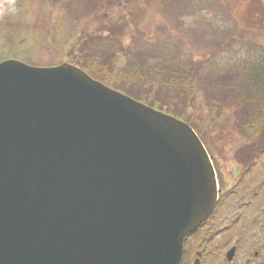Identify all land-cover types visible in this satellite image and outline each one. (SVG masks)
<instances>
[{
	"label": "water",
	"instance_id": "obj_1",
	"mask_svg": "<svg viewBox=\"0 0 264 264\" xmlns=\"http://www.w3.org/2000/svg\"><path fill=\"white\" fill-rule=\"evenodd\" d=\"M218 199L188 122L70 62L0 61V264H181Z\"/></svg>",
	"mask_w": 264,
	"mask_h": 264
},
{
	"label": "rangeland",
	"instance_id": "obj_2",
	"mask_svg": "<svg viewBox=\"0 0 264 264\" xmlns=\"http://www.w3.org/2000/svg\"><path fill=\"white\" fill-rule=\"evenodd\" d=\"M20 3L24 20H0L1 48L17 46L19 54L12 57L37 65L72 62L79 55L93 58L94 51L117 69L115 77L112 73L117 84L110 85L157 108L185 114L201 134L223 189L207 226L221 230L225 247L250 236L256 242L252 248H258L264 242V129L258 135L264 126V0ZM252 3L262 11L259 20L248 19ZM63 20H73L71 30ZM41 24L43 39L36 31ZM88 33L102 34L87 37L84 53L82 40ZM126 64L129 73L144 72L141 78L185 76L193 70L195 91L180 87L177 94L176 87H162L165 78L157 86L129 84V75L117 78Z\"/></svg>",
	"mask_w": 264,
	"mask_h": 264
},
{
	"label": "trees",
	"instance_id": "obj_3",
	"mask_svg": "<svg viewBox=\"0 0 264 264\" xmlns=\"http://www.w3.org/2000/svg\"><path fill=\"white\" fill-rule=\"evenodd\" d=\"M23 8L24 7H22V5L20 3V0H0V20H20V21L24 20L25 11L23 10ZM41 14H42V11H41ZM42 18H44V16ZM49 18H52V17L50 16ZM72 23H73V20H63V26L67 27L69 30H71V28H72ZM43 28H44L43 24H41L40 26L39 25L36 26V31L38 32L37 35L41 39H43L42 38L43 37L42 33H45V32H41L43 30ZM18 29H19V27H18ZM96 34H102V33H95V34H89L88 33V34L84 35V38L82 40V42L86 45V46L83 45L84 47L82 46L84 53L86 52V49H88L87 48V43H86L87 37H89L91 35H96ZM0 45H2L1 42H0ZM1 47L2 46H0V54H2V53L5 54V57L4 58L2 57L0 60L8 58V57H12V55L15 56V55L19 54V51H17V48H18L17 46H12V47H8V48H1ZM90 54L92 55L93 58H89L87 56H84L85 58L82 59L80 57L83 56V55H79V56L75 57L76 59L73 58L72 62H74V61H75V63L77 62V64L82 66L92 76H94L97 79H100V80H102V81H104V82H106L108 84H111V83L117 84L116 83L117 80L114 78L116 76V74H117L116 73L117 69H114L115 74H114V77H113V75H112V73L114 72L113 68L110 67L107 63H104V62H107V61H105V59H103L104 57L100 58L99 56H97V53L96 54L94 53V51L92 53H90ZM22 60H24V59H22ZM26 61L29 62L30 60L26 59ZM29 63H31V62H29ZM31 64L37 65L36 63H33V62ZM45 65H55V63H48V64H45ZM129 67H130L129 64H126L124 69H120L117 78L118 79H121V78L126 79L125 74H127L129 76L135 77V79H136L135 80L134 78H129V76H128L127 83H129V84H131L133 81L135 82V84H139V85L140 84L147 85L150 82H152L153 85H155V86H157L156 82H160V83L164 84L163 81H164V78H165V84H167V85L164 84V85H162V87L163 86H165V87L169 86L170 88H175L176 87L175 91L177 92V94L180 93V91H181L180 87H183L185 89H189L192 92L195 91V86H194L195 84L192 83V81H191V79H194L193 70H189L188 73L185 74V76L181 74L184 77H181V75H178L176 77L173 73H171V75L168 76V77L157 76V78H151V77L150 78H146V77L141 78L140 74L144 73V72H140V73L137 72V74L135 72L129 73L128 72ZM152 79L153 80L157 79V80L153 82ZM113 87H115V86H113ZM115 88H117V87H115ZM163 110H165V111H167L169 113H172L174 115H177L178 117H180V118L186 120L188 123L192 124L190 119L185 114L179 113L177 111H173L172 109H163ZM263 129H264V126H259L258 135L262 132ZM197 132L199 133L198 130H197ZM200 136H201V134H200ZM254 224L256 225L257 222L255 221Z\"/></svg>",
	"mask_w": 264,
	"mask_h": 264
},
{
	"label": "flooded vegetation",
	"instance_id": "obj_4",
	"mask_svg": "<svg viewBox=\"0 0 264 264\" xmlns=\"http://www.w3.org/2000/svg\"><path fill=\"white\" fill-rule=\"evenodd\" d=\"M194 10L195 13H198L197 6ZM247 16L249 20H259V16H262V11L252 3L248 9ZM222 193L223 189L220 191V200ZM208 221L189 233L185 238V249L181 264H196L197 261V264H264V242H257L259 247L252 248L256 244L255 239L250 236H244L242 243H240L239 239H235L225 247L220 239L221 230L216 231L215 227L207 226ZM243 244L246 246V251L241 253L239 250ZM232 247H235V253L229 258L228 251Z\"/></svg>",
	"mask_w": 264,
	"mask_h": 264
}]
</instances>
